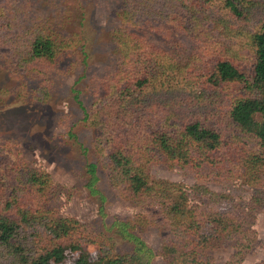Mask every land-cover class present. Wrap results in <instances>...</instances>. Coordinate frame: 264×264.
I'll return each mask as SVG.
<instances>
[{
  "label": "trees",
  "instance_id": "trees-1",
  "mask_svg": "<svg viewBox=\"0 0 264 264\" xmlns=\"http://www.w3.org/2000/svg\"><path fill=\"white\" fill-rule=\"evenodd\" d=\"M33 1L0 0V71L13 84L5 93L22 103L49 99L44 85L32 89L27 82L63 59L82 55L87 68L84 49L93 32L88 13L73 3L56 17L30 21ZM109 4L117 60L80 106L79 124L93 132L99 164L86 165V187L98 193L101 169L112 192L144 211L116 223L132 249L117 251L111 237L47 206L55 192L50 176L21 166L0 145V264H151V250L133 232L147 227L161 230L166 264H243L264 208V16L251 24L264 0ZM243 25L241 51L214 38L215 30L230 38ZM180 37L205 47L188 52ZM155 163L216 174L237 164L252 195L219 211L214 207L225 195L155 178L149 173ZM224 243L231 253L217 263L209 251Z\"/></svg>",
  "mask_w": 264,
  "mask_h": 264
},
{
  "label": "rangeland",
  "instance_id": "rangeland-1",
  "mask_svg": "<svg viewBox=\"0 0 264 264\" xmlns=\"http://www.w3.org/2000/svg\"><path fill=\"white\" fill-rule=\"evenodd\" d=\"M112 1H33L29 19L34 22L56 17L71 3L83 7L88 13L86 19L93 23V32L84 49L88 56L87 68L82 62V55L77 54L63 59L59 67L48 70L44 76L27 82L29 88L44 85L48 89L50 97L43 103H22L13 95L6 94L5 90H10L13 84L8 75L0 71V145L12 150V156L21 166L44 171L50 176L55 192L47 206L49 204L59 214L88 224L97 234L111 237L117 251L129 252L132 244L119 233L116 223L133 222L144 211L112 192L101 169L100 180L95 187L98 193H92L86 187V165L93 162L99 167V164L92 146L93 132L79 124L82 116L80 106L90 102L97 79L106 75L117 60L115 44L110 37L111 29L116 24L108 11ZM263 16L262 8L254 12L251 17L253 27ZM238 27L234 33L232 31L230 38L224 37L222 30H215L214 38L224 44L223 48L241 51L240 47L244 44L239 33L244 31L245 25ZM249 30H252L251 27ZM180 41L188 52H195L197 45L205 47L185 37H180ZM208 59L210 64L212 57ZM237 89L238 86H232L228 94L236 95ZM220 126L224 129L225 123L221 122ZM149 173L155 178L183 183L187 187L202 184L225 195L227 201L220 207H214L219 211H230L234 205H243L252 195V188L245 182L243 169L237 164H226L225 170L216 174L205 170L196 173L188 167L168 168L162 163H155L149 167ZM190 198L194 201L192 193ZM253 228L257 239L243 264L264 263V208L256 215ZM133 232L151 250V264H166L161 256V230L147 227L135 228ZM230 253L229 244L224 243L212 248L209 256L215 262L222 263Z\"/></svg>",
  "mask_w": 264,
  "mask_h": 264
}]
</instances>
